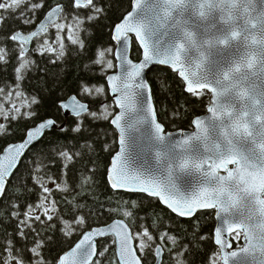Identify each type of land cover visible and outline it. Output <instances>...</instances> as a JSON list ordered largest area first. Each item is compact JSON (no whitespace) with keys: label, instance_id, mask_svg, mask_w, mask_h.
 <instances>
[{"label":"snow or ice","instance_id":"snow-or-ice-1","mask_svg":"<svg viewBox=\"0 0 264 264\" xmlns=\"http://www.w3.org/2000/svg\"><path fill=\"white\" fill-rule=\"evenodd\" d=\"M146 2L147 0H135L134 7L140 10ZM163 2L165 5L163 15L155 17V20L161 25L164 24L165 20L173 17L175 10L186 5V0H163ZM21 5L25 7L21 9ZM76 9L87 10L89 14L86 18L88 20L94 18L93 11H99L94 0H72L71 9H66L60 3L49 6L47 0H0V22L9 18H18L24 25H36L35 28L27 32L23 29H16L9 36L0 40V62L7 63L10 55L15 53L17 57V69L15 71L18 73L15 85H0V106L7 103L9 109H15L17 113L12 116V119L24 118L34 125L26 132L22 141L0 149V197L6 195L5 190L6 187H10V179L13 184L20 181V185L11 193L16 197L15 200L8 206L0 202V219L6 222L9 219H14L16 221V236L21 240L27 239L28 234L34 237L32 247L27 249L32 259H27L24 251L16 247L12 235L7 234L6 238L0 239V264H13V261H15V264H47L42 253L46 249V245L51 242V238L42 237L40 229L53 220V216L49 215V207L46 206L52 190L46 187L41 180L30 177V183L39 186L41 191L35 203H24L16 193L19 192L20 186H23L24 192H29L30 189L24 181L23 171L17 165L21 163L20 158L25 157L26 152L31 153L34 145L46 137L48 131L59 128L61 132H66L68 126L66 124L61 125L58 119L50 115L45 116L43 113H39L42 98H38L35 94H27L28 100L22 106L24 108L23 112L12 102V95L13 88H19L20 83L26 77L27 71L35 64L32 53H39L43 56L45 53L57 52L53 44L46 43V41L51 40L55 43L59 40L61 42L59 55L63 56L65 54L62 43L65 28L70 27L72 23L82 25L84 22L83 12L77 13ZM41 10H46L44 12L46 22L44 20L37 22V14ZM52 30H54V35L51 34ZM131 33L135 34L138 44L130 41L129 36ZM155 35L156 29L154 27L138 21L135 13H130L123 23L113 26L110 39L112 45L115 46V50L112 46H107L104 51L99 52L101 59L97 61L98 63H106L108 69L119 67L118 74L107 77L111 85L109 92L115 94L112 97L113 103L119 109L114 115L109 112L108 116H111L110 123L119 130L120 145V151L114 156L115 163L112 164V174L109 177L110 186L113 189H124L133 193L150 192L153 196L162 199L164 204L181 217H193L197 210H218V217L223 223L213 230L214 243L220 247L221 251L218 255L223 264H230L232 258L238 257L242 253H248L253 249H259L264 253V160L261 163H253L248 156H240L237 152L231 150L227 154L220 152L218 157L209 155L204 159L193 160L191 157L182 159L179 167L182 170L190 166L194 167L197 172L201 173L204 185L200 188L198 195L190 198L182 195L177 196L174 184L165 185L159 181L145 179L142 175L130 172L124 162L126 135L122 122L125 113L136 107L137 90H143L145 101L151 102L150 112L157 133L161 138L167 135L164 124L156 120L152 97L149 94L150 86L146 72L150 70L151 65H168L176 69L179 77L182 78V83L186 84L187 92L197 97H203L208 101L207 110L213 118L224 115V112H221L218 108L217 97L219 93L199 71L202 65L198 64L194 69L189 66L184 58L185 43H180L175 48H168L171 50L169 55L158 56L154 45L160 47L161 45L154 41L153 37ZM234 35L238 34L234 33ZM5 41L12 42V46L9 47ZM71 43L79 44L81 48L84 47L83 41L71 40ZM224 43L227 44L228 41L225 40ZM33 44H35V47H32ZM130 44L132 45L131 51ZM141 46L143 49L142 59L134 61L133 56L140 54L138 49ZM105 52L112 53L116 64L112 60L105 61L103 59ZM6 86L8 91H5ZM103 92V87L82 83L77 93L56 102L61 113H67L76 119V124L71 129L73 132L82 130L84 120L108 119V116H98L97 112L91 107V102L96 95ZM21 94L22 92L15 93L17 97ZM5 96L8 97L7 101L4 99ZM99 107L107 109L111 105L101 103ZM225 111L228 115H231L230 111ZM0 114H3L2 107H0ZM5 119H7V116H5ZM194 123L195 127L199 129L197 134L185 138L178 146L185 147L190 145L193 140L202 139L204 149L211 152L213 146L207 142L210 134L207 121L195 118ZM261 124L264 125V120L261 121ZM233 127L235 131L251 138L260 150L262 157H264V128L258 131L251 129L247 123L239 121ZM4 130V125L0 124V133H3ZM225 134L227 135V133ZM89 143V141L76 142L75 147L83 149ZM219 147V145H215L217 151H219ZM70 148H72V145L62 146L58 144L53 148L45 149L43 153L35 155V159L39 162L36 167L43 169L41 171L42 178L46 177L48 181L55 183L51 166L55 164L56 159H60L62 165L59 170L61 178H63L66 170L70 171L66 162H72L74 156L79 157L81 155L79 150L70 151ZM157 155L159 156L161 153H157ZM229 165L234 167H229ZM221 169L225 174H221ZM55 186L61 191H67V188L62 187L61 184ZM248 198L251 199V211L247 219L237 221L222 218L223 214L230 213ZM37 208L40 209V214H35ZM51 209L57 210L55 200L51 202ZM253 217H255V222H253ZM198 219L199 217H196V220ZM56 220L61 221L62 216L57 215ZM195 226L196 221L194 220L193 227L195 228ZM61 231L66 237L77 233L80 234L81 238L66 255L57 258L56 264H99L100 259L105 257L112 245H115L118 250L121 264H142V261L145 260L144 256H138L136 253L137 251L143 253L145 249L152 254L153 259H159L160 264H165L168 256L171 255L170 250L159 243L165 239L164 236L157 235L154 237L147 228H143L141 232L134 234L139 238V243L136 247H133V234L130 233L128 226L123 221L115 220L110 224L93 227L91 212L87 210L74 212L67 221L62 223ZM223 233L235 234L238 238H243L247 242V246L240 248L239 251H227V249L232 248V243L221 238ZM105 236H110L112 239L109 244L104 245L102 250L98 252L96 240L98 237ZM172 264H176V262L173 261ZM210 264H215V261H211V257Z\"/></svg>","mask_w":264,"mask_h":264},{"label":"trees","instance_id":"trees-1","mask_svg":"<svg viewBox=\"0 0 264 264\" xmlns=\"http://www.w3.org/2000/svg\"><path fill=\"white\" fill-rule=\"evenodd\" d=\"M47 2L49 6L60 3L66 9L72 7V0H47ZM132 2L133 0H94L99 11H93L94 18L92 20L86 18L89 14L87 10L76 9L77 13L83 12L84 22L82 25L72 23L70 27H66L65 54L63 56H60L59 52L45 53L43 56L32 54L35 64L27 71L19 88H13L12 102L23 112L22 106L28 100L27 94H35L38 98H42L38 112L58 119L61 125L66 124L68 131L61 132L59 129L51 131L26 156L27 158L24 159L19 169L23 171L24 181L30 191L24 192L23 186H20L16 195L24 203H35L38 200L41 189L30 183V177L41 180L46 187L52 190L46 206L49 207V215L53 216V220L48 222L50 226L46 225L40 229L42 237L51 238V242L46 245V249L42 253L47 264H56L57 258L72 248L80 239L81 236L77 233L64 236L61 227L62 223L67 221L74 212L85 210L91 212L93 227L110 224L120 219L125 220L131 226L134 234L147 228L154 237L164 236L165 239L159 243L171 252L165 264H172L173 261L176 264H210V257L211 261H215V264H221L218 255L219 248L214 243L215 211L199 213L196 216L199 217L198 220L196 217L182 219L165 208L159 200L141 194L116 192L108 182L107 173L110 161L119 148L118 134L110 123L111 116H108L109 112L113 115L117 112L107 86V77L116 71V67L108 69L106 63L102 64L97 61L101 59L99 52L104 51L107 46H112L115 50L110 39L113 26L117 25L131 10ZM20 7L22 9L25 6L21 5ZM45 11L41 10L37 14V22L45 17ZM35 27V24H22L18 18L6 19L0 22V40L9 36L16 29H23L27 32ZM51 34L54 35V30ZM71 40L83 41L84 47L72 44ZM134 42L137 43L135 39ZM5 43L9 47L12 46L10 41H5ZM138 52L139 55L133 56L134 61L141 60L142 51L140 48ZM103 59L105 61L112 60L116 64L111 52H105ZM16 69L17 57L15 53H12L7 63L0 62V85H15L18 75ZM148 78L152 86L159 120L164 124L166 130L169 132L192 130L193 120L207 112L208 101L203 97L187 93L185 84L182 83L178 74L168 69L155 68L150 72ZM82 83H90L104 88V92L98 93L91 102V107L98 116H108V119L84 120L82 130L73 132L71 129L76 124V119L66 118L56 102L77 93ZM7 86L5 91H8ZM16 92H22V94L17 97ZM4 99L7 101L8 97L5 96ZM101 103L111 105V107L100 108ZM0 107L3 109V114H0V124L5 127L4 132L0 133V149H4L10 144L22 141L26 132L34 125L24 118L12 119V116L17 113L15 109H9L7 103ZM84 141L90 142L85 148L77 149L75 147L76 142ZM58 144L72 145L69 150H79L81 155L74 156L72 162H66L70 171L66 170L63 178L59 176V170L62 167L60 159H56L55 164L51 166V172L55 177V183H53L46 177L42 178L41 171L43 169L36 167L39 162L35 159V155ZM56 184L66 187L67 191L57 189ZM9 185L3 199L5 206L15 200L16 197L11 193L20 185V181L13 184L10 180ZM52 200L57 202V210L51 209ZM35 214H40V209L37 208ZM57 215L62 216V220L59 222L56 220ZM194 220L196 221L195 228L193 227ZM7 234L12 235L16 247L24 251L25 257L32 259L27 249L32 247L34 237L28 234L27 239L21 240L16 236V221L9 219L6 222L0 219V239L6 238ZM111 239L99 242V251L104 245L109 244ZM135 240L138 245L139 238L135 236ZM232 240L235 248L242 246V242L238 240L237 236ZM108 253L100 259L99 264H119L115 245L109 247ZM140 255L145 258L144 264H155L156 259H153L147 249Z\"/></svg>","mask_w":264,"mask_h":264},{"label":"water","instance_id":"water-1","mask_svg":"<svg viewBox=\"0 0 264 264\" xmlns=\"http://www.w3.org/2000/svg\"><path fill=\"white\" fill-rule=\"evenodd\" d=\"M134 3L135 0L132 2L131 10L117 25L123 23L128 14L135 13L138 21L154 27L156 35L153 39L162 47L154 45L158 56L169 55L171 50L168 48H175L180 43H185L184 58L189 66L194 69L198 64L202 65L199 71L219 93L217 97L218 108L221 112H224V115L213 118L207 110L204 115L197 117L206 120L210 127L207 142L213 146L211 152L204 149L202 139L193 140L188 146L179 147L178 145L185 138L195 136L199 131L195 127L194 120L192 130L169 132L165 128L167 135L161 138L153 123V116L150 112L151 102L145 101L143 90H137L136 107L125 113L122 122L126 135L124 162L127 164L129 171L142 175L145 179H153L165 185L174 184L177 196L182 195L190 198L198 195L200 188L204 185L201 173L197 172L194 167L190 166L183 170L179 167L182 159L188 157L193 160L204 159L209 155L218 157L220 152L227 154L231 150L237 152L240 156H248L253 163H261L264 157H262L253 140L235 131L233 126L239 121L247 123L251 129L258 131L264 128V125L261 124V121L264 120V0H186V5L175 10L173 17L165 20L163 25L155 20L157 15H163L165 7L163 0H147L140 10L134 7ZM42 20L46 22V17ZM234 33L238 35H234ZM129 39L130 41L136 40L135 34L131 33ZM225 40L228 41L227 44L224 43ZM136 42L138 44V40ZM129 48L131 51V44ZM140 49L143 51L142 46ZM155 68H165L174 73H177V70L168 65H151L150 70L146 72L156 120L160 122L152 86L148 78L150 72ZM118 73L119 67L117 66L116 71L110 75ZM179 78L182 80L181 77ZM107 86L110 89L111 85L108 80ZM113 95L115 94H110L111 98ZM225 110L230 111L231 115H228ZM63 114L66 118L72 117L67 113ZM111 125L118 134L119 148L115 153L117 154L120 151L119 130L115 128V125ZM57 129L59 128L48 131L46 135ZM41 141L35 144L34 147ZM215 145L220 146L219 151L216 150ZM157 153H161V155L158 156ZM28 154L26 152L25 157ZM114 156L110 161L107 173L109 184L112 164L115 163ZM25 157L20 158L21 163L17 165L18 168H20ZM229 167L234 166L229 165ZM221 174H225L223 169H221ZM7 190L8 187L5 191L7 192ZM113 190L146 195L157 199L165 208L182 219H193L199 213L215 211L216 227L221 226L223 223L218 217V210H197L193 217H181L164 204L162 199L153 196L150 192L133 193L124 189ZM4 197H0V202H3ZM250 211L251 199L248 198L230 213L223 214L222 218L237 221L247 219ZM120 221H123L128 226L130 233L133 234L132 245L136 247L137 243L131 226L125 220ZM253 222H255V217H253ZM235 236V234H222L221 238L232 243V248L227 249L229 252L239 251L240 248L247 246V242L242 238V246L234 248L232 239ZM108 238L112 237L97 238L98 252L99 242ZM216 246L220 250V247ZM72 248L67 250L61 257L66 255ZM115 250L118 263L121 264L116 246ZM136 254L139 256V251ZM142 264H144L143 261ZM155 264H160L159 259H156ZM221 264H223L222 261ZM230 264H264V253L259 249H253L248 253H242L238 257L232 258Z\"/></svg>","mask_w":264,"mask_h":264},{"label":"rangeland","instance_id":"rangeland-1","mask_svg":"<svg viewBox=\"0 0 264 264\" xmlns=\"http://www.w3.org/2000/svg\"><path fill=\"white\" fill-rule=\"evenodd\" d=\"M67 35V30H66V28H65V31H64V33H63V41H62V43H63V45H64V41H65V36ZM46 43H50V44H53V46L57 49V52H60V41L59 40H57L55 43H53L51 40H48V41H46ZM241 238H238V240H240ZM220 263H221V260H220ZM13 264H15V261L13 262Z\"/></svg>","mask_w":264,"mask_h":264},{"label":"flooded vegetation","instance_id":"flooded-vegetation-1","mask_svg":"<svg viewBox=\"0 0 264 264\" xmlns=\"http://www.w3.org/2000/svg\"><path fill=\"white\" fill-rule=\"evenodd\" d=\"M33 47H35V44H33ZM32 54H39V53H32Z\"/></svg>","mask_w":264,"mask_h":264}]
</instances>
